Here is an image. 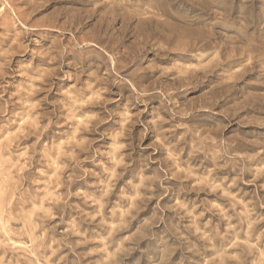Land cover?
Listing matches in <instances>:
<instances>
[{"label": "rangeland", "instance_id": "obj_1", "mask_svg": "<svg viewBox=\"0 0 264 264\" xmlns=\"http://www.w3.org/2000/svg\"><path fill=\"white\" fill-rule=\"evenodd\" d=\"M0 264H264V0H0Z\"/></svg>", "mask_w": 264, "mask_h": 264}, {"label": "bare ground", "instance_id": "obj_2", "mask_svg": "<svg viewBox=\"0 0 264 264\" xmlns=\"http://www.w3.org/2000/svg\"><path fill=\"white\" fill-rule=\"evenodd\" d=\"M20 13V12H19ZM111 15V14H110ZM114 15V14H113ZM113 15H111V16H113ZM101 19V18H100ZM107 22V21H106ZM100 25V24H99ZM105 27V26H104ZM109 27H110V25H109ZM111 28V27H110ZM97 31V30H96ZM103 34V33H102Z\"/></svg>", "mask_w": 264, "mask_h": 264}]
</instances>
